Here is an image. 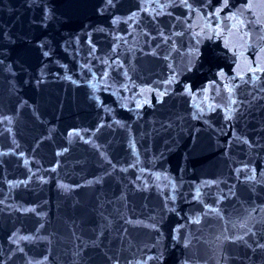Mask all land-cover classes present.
Masks as SVG:
<instances>
[{
  "label": "water",
  "instance_id": "95a60500",
  "mask_svg": "<svg viewBox=\"0 0 264 264\" xmlns=\"http://www.w3.org/2000/svg\"><path fill=\"white\" fill-rule=\"evenodd\" d=\"M256 69L264 0H0V264H264Z\"/></svg>",
  "mask_w": 264,
  "mask_h": 264
},
{
  "label": "snow or ice",
  "instance_id": "6c2138e0",
  "mask_svg": "<svg viewBox=\"0 0 264 264\" xmlns=\"http://www.w3.org/2000/svg\"><path fill=\"white\" fill-rule=\"evenodd\" d=\"M109 2H110V0H109ZM185 2H186V0H185ZM227 3H228V0H224V4L227 5ZM217 12H219V9H217ZM240 23H243V21H241ZM44 54L47 55V53H44ZM256 70L264 71V69H256ZM25 239H26V237H25Z\"/></svg>",
  "mask_w": 264,
  "mask_h": 264
}]
</instances>
